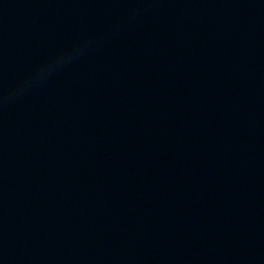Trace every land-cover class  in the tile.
I'll return each instance as SVG.
<instances>
[{
  "label": "clouds",
  "instance_id": "1",
  "mask_svg": "<svg viewBox=\"0 0 264 264\" xmlns=\"http://www.w3.org/2000/svg\"><path fill=\"white\" fill-rule=\"evenodd\" d=\"M86 44L76 45L71 48H67L57 53L49 60L41 64L30 76L22 80L14 89H11L7 93L6 98H13L22 96L31 88L38 86L53 74L58 72L61 68L70 64L75 58L83 54Z\"/></svg>",
  "mask_w": 264,
  "mask_h": 264
}]
</instances>
